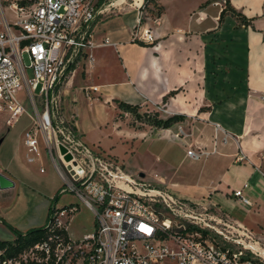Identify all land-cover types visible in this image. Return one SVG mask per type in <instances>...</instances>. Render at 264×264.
Listing matches in <instances>:
<instances>
[{"label": "crops", "instance_id": "crops-1", "mask_svg": "<svg viewBox=\"0 0 264 264\" xmlns=\"http://www.w3.org/2000/svg\"><path fill=\"white\" fill-rule=\"evenodd\" d=\"M221 1L157 0L163 8L162 25L154 29L157 40L151 46L133 41L136 11L132 7L97 20L94 41L100 44L108 38L110 45L95 48L93 67L77 69L61 88L63 116L75 122L88 143L100 144L108 125H113L116 136H124L132 145L136 142V150L143 149L162 165L151 175L160 184L154 188L198 204L217 205L246 229H264V0H226L232 11L252 20L248 26L240 25L231 13L220 21L224 9L215 3ZM119 103L138 106L141 115L183 120L170 129L140 122L129 126L127 119H121L130 115ZM27 119L16 147L10 141L15 124L1 120L0 174L13 183L11 188H0L2 241L16 238L7 225L22 233L45 227L52 201L58 204L63 196L59 195L62 181L45 157L43 138L41 156L30 161L24 143L31 126ZM180 123L193 131L194 141L208 148L218 124L229 133V143L195 170L196 161L186 156L190 139L175 136ZM39 166L41 177L36 176ZM245 185L251 206L233 195ZM239 207L243 211L235 216ZM82 217L78 213L72 221Z\"/></svg>", "mask_w": 264, "mask_h": 264}, {"label": "built area", "instance_id": "built-area-1", "mask_svg": "<svg viewBox=\"0 0 264 264\" xmlns=\"http://www.w3.org/2000/svg\"><path fill=\"white\" fill-rule=\"evenodd\" d=\"M146 1L133 0L130 6L136 11L132 37L151 46L162 16H151ZM226 4L215 3L222 10ZM8 9L17 21L8 18ZM105 11L96 0H0V114H8L9 126L23 116L30 118L24 134L30 161L41 156L42 136L62 181L59 195L76 196L95 218L94 233L73 240L66 224L79 204L59 207L53 200L45 226L48 235L16 257L1 256L0 264H264V245L217 205L197 204L130 177L117 162L93 152L75 122L63 116L61 88L77 69L93 67L95 48L110 45L108 38L97 44L92 35ZM21 89L32 112L17 97ZM214 128L208 148L180 123L175 136L190 139L187 158L206 161L221 153L230 135L218 124ZM246 188L233 195L251 206ZM159 202L166 205L168 216L156 209Z\"/></svg>", "mask_w": 264, "mask_h": 264}, {"label": "rangeland", "instance_id": "rangeland-1", "mask_svg": "<svg viewBox=\"0 0 264 264\" xmlns=\"http://www.w3.org/2000/svg\"><path fill=\"white\" fill-rule=\"evenodd\" d=\"M97 7L100 9L106 10L105 13L97 20L99 19H105L111 16H114L118 14L119 12H122L125 8H130L131 4L133 3V0H96ZM7 15L8 18L11 19L12 21H17V17L14 14V11L11 9L7 10ZM96 20V21H97ZM24 62L26 66H29L30 60L27 54L23 55ZM29 77H32V72L29 71ZM17 97L23 102V104L27 107L29 112H32V106L30 103V99L27 97L26 91L24 92L22 89L17 93ZM145 114V113H144ZM144 120H149L147 117L148 115H153L151 114H145ZM2 119H7L8 120V114H0V126H1V120ZM127 119L126 124L129 126L137 127L139 122L133 117L129 116V118H124L122 117L121 120L125 122ZM151 120L153 117L150 118ZM6 120V121H7ZM27 116H24L23 118L20 119L18 123H16L13 128H12V133L10 137V141L14 147L17 146L18 142L20 141V137L22 134V129L26 124L28 123ZM113 125H108L107 127H104L102 130V141L101 143H88L87 141L84 140V143L88 145V147L95 153H98L104 158L114 160L115 162L118 163L119 166H121L126 174H128L130 177L134 179H138L146 183L147 185L150 184V186L153 188L154 187H160L158 180L155 179L153 176V171H160L162 168V165L157 163L155 161V158L151 155L146 153L143 149H137V144L136 142L132 145L131 140L126 139L124 136H116L115 132L112 130ZM97 139L99 137H96ZM40 141L42 143V136L40 137ZM162 147L163 145L165 146V143L161 144ZM134 147V148H133ZM171 147V146H170ZM171 149L174 150V147H171ZM45 157H48L46 155V152H44ZM0 160H1V154H0ZM186 168V165L184 166ZM204 167V161H196V164L192 167L195 168V170H201ZM45 168L48 172V164L46 162ZM145 171L147 172V177L144 179L140 177V174H146ZM36 176L41 177L42 174H40V166L36 170ZM41 175V176H39ZM53 176L59 180L58 176L53 173ZM157 189V188H156ZM57 196V195H56ZM70 203H77L79 204V213L82 218H79L76 220V222H73L72 219L66 224L67 230L70 234V236L73 239L76 238H81L83 237L84 234L87 232L89 233H94L95 231V218L93 213L83 204L81 203L76 196L72 194H66L60 197L58 201V206L59 207H64L65 205H68ZM195 203V202H194ZM198 204V203H197ZM156 209L160 214L163 216H168L169 210L167 209L166 205L163 202H159L155 205ZM255 210H258L256 208ZM243 210L239 207L236 209L235 216L236 214H240ZM263 209L260 210L262 212ZM230 218V217H229ZM231 219V218H230ZM91 221L94 222V231H93V225L91 224ZM231 221H233L231 219ZM87 225L90 227V229H83V226ZM252 233L254 236L261 241V244L264 245V240H261V235L264 234V229H251ZM250 230V231H251ZM3 240V239H2ZM80 240V239H79ZM4 241H6L4 239Z\"/></svg>", "mask_w": 264, "mask_h": 264}, {"label": "trees", "instance_id": "trees-1", "mask_svg": "<svg viewBox=\"0 0 264 264\" xmlns=\"http://www.w3.org/2000/svg\"><path fill=\"white\" fill-rule=\"evenodd\" d=\"M145 7L151 16L153 17L162 16L163 8L157 3V0H147ZM228 13L233 14L237 18L240 25L248 26L251 24L252 20H249L246 17L241 16L235 11H232L228 6H226V8L221 13L220 21H223L225 16ZM172 95H174V93H172ZM167 100L168 98H165V102ZM119 108L123 110L125 113L133 116L138 122L147 124L149 126H152L158 129H170L176 123L183 120L182 116H173L171 118L163 120L159 118L158 114L148 115L147 118L149 120H146V119L144 120L146 115H141L139 113L138 106L129 105L127 103H119ZM151 117H153L152 120L150 119ZM7 227L16 235V238L13 241L0 240V259H1V256L3 255L8 258H13V257L18 256L24 249L43 240L49 233L48 227L31 229L27 231L26 233L17 231L15 228H13L10 225H7Z\"/></svg>", "mask_w": 264, "mask_h": 264}, {"label": "water", "instance_id": "water-1", "mask_svg": "<svg viewBox=\"0 0 264 264\" xmlns=\"http://www.w3.org/2000/svg\"><path fill=\"white\" fill-rule=\"evenodd\" d=\"M61 152H62V154H65L66 151L64 148H61ZM66 159L70 160L71 157L68 156ZM144 176H145L144 174H140V177H144ZM11 187H13V183L7 177H5L3 174H0V188L2 190H5V189L11 188Z\"/></svg>", "mask_w": 264, "mask_h": 264}, {"label": "bare ground", "instance_id": "bare-ground-1", "mask_svg": "<svg viewBox=\"0 0 264 264\" xmlns=\"http://www.w3.org/2000/svg\"><path fill=\"white\" fill-rule=\"evenodd\" d=\"M139 2L142 1V0H138Z\"/></svg>", "mask_w": 264, "mask_h": 264}]
</instances>
